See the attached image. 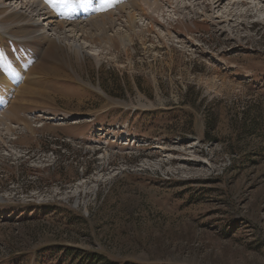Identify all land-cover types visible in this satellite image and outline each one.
Instances as JSON below:
<instances>
[{
	"label": "rangeland",
	"instance_id": "1",
	"mask_svg": "<svg viewBox=\"0 0 264 264\" xmlns=\"http://www.w3.org/2000/svg\"><path fill=\"white\" fill-rule=\"evenodd\" d=\"M33 1L51 31L0 0V264H264V0Z\"/></svg>",
	"mask_w": 264,
	"mask_h": 264
},
{
	"label": "bare ground",
	"instance_id": "2",
	"mask_svg": "<svg viewBox=\"0 0 264 264\" xmlns=\"http://www.w3.org/2000/svg\"><path fill=\"white\" fill-rule=\"evenodd\" d=\"M74 2H79V0H73ZM225 0H212L209 4L211 5V7H216L218 6V8H220L222 6V4L224 3ZM43 4V3H42ZM225 4V3H224ZM1 5L3 7L2 8V12L6 13V12H10L11 15L15 18V20H19L21 22H25V25H28L30 28H33L34 30H38L39 31H46V33L48 31H51L52 28L50 26H53L52 21L50 23H44L45 20L47 19H42L43 16H45L44 14H40L41 9L39 10V6H36L37 3H35V1L33 0H6V2H2ZM50 5V4H49ZM51 6V5H50ZM37 7H39L37 9ZM55 7V6H54ZM127 8V7H126ZM43 9V8H42ZM46 9V8H45ZM57 10V9H56ZM153 10V9H152ZM37 12L39 17H34L33 14H35ZM28 14L29 16H27L26 14ZM128 14V12H126ZM67 14H69V16L72 18L74 16H76V12H67ZM134 14V13H131ZM47 15V14H46ZM79 15L82 16V14L80 13ZM130 15V14H129ZM136 15V14H135ZM51 16V15H50ZM32 18L31 23L28 21L29 18ZM131 17V16H130ZM41 18V19H40ZM45 18V17H44ZM135 18V17H134ZM55 19V18H54ZM133 19V18H132ZM136 19V18H135ZM17 22V21H16ZM79 22V21H78ZM111 22V21H110ZM133 22V21H132ZM92 23V22H89ZM99 23V22H98ZM103 23V22H102ZM51 24V25H50ZM74 25V24H73ZM103 25V24H102ZM111 25V24H110ZM19 26V25H18ZM134 26V25H133ZM28 27V28H29ZM8 27L5 25H1L0 23V32H5L8 31L7 29ZM62 28V27H61ZM7 29V30H6ZM27 28H22L21 30H24ZM37 32V31H36ZM35 32V33H36ZM40 34V33H39ZM54 34V33H53ZM52 35V34H51ZM29 37V36H28ZM120 37V36H118ZM129 37V36H128ZM61 38V37H60ZM125 39V38H122ZM47 41V40H46ZM76 49H81V46H79L78 44L75 46ZM76 51V50H75ZM78 51V50H77ZM83 52V51H82ZM231 73V72H230ZM232 75V74H231Z\"/></svg>",
	"mask_w": 264,
	"mask_h": 264
},
{
	"label": "trees",
	"instance_id": "3",
	"mask_svg": "<svg viewBox=\"0 0 264 264\" xmlns=\"http://www.w3.org/2000/svg\"><path fill=\"white\" fill-rule=\"evenodd\" d=\"M85 173L87 174V170H86ZM13 211H14V210H13ZM37 216H38V215L34 216V218H37ZM76 254H77L78 256H79V255H85V254H83L82 252H80V253H76ZM93 259L96 260V261H97V260H98V261H101L103 264H104V263H106V264H117V263H112V262L108 261V260H107L106 258H104L103 256H96V257H94ZM36 260L40 261L41 263L44 262L41 256H38V257L36 258Z\"/></svg>",
	"mask_w": 264,
	"mask_h": 264
},
{
	"label": "snow or ice",
	"instance_id": "4",
	"mask_svg": "<svg viewBox=\"0 0 264 264\" xmlns=\"http://www.w3.org/2000/svg\"><path fill=\"white\" fill-rule=\"evenodd\" d=\"M89 2V0H85V3H88Z\"/></svg>",
	"mask_w": 264,
	"mask_h": 264
},
{
	"label": "water",
	"instance_id": "5",
	"mask_svg": "<svg viewBox=\"0 0 264 264\" xmlns=\"http://www.w3.org/2000/svg\"><path fill=\"white\" fill-rule=\"evenodd\" d=\"M59 122H62V120H60Z\"/></svg>",
	"mask_w": 264,
	"mask_h": 264
}]
</instances>
